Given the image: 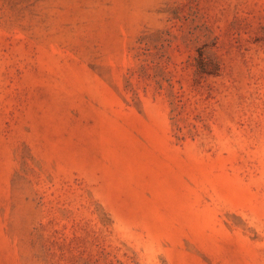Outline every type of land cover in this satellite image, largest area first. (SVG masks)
Listing matches in <instances>:
<instances>
[{
	"label": "rangeland",
	"instance_id": "obj_1",
	"mask_svg": "<svg viewBox=\"0 0 264 264\" xmlns=\"http://www.w3.org/2000/svg\"><path fill=\"white\" fill-rule=\"evenodd\" d=\"M0 264H264V0H0Z\"/></svg>",
	"mask_w": 264,
	"mask_h": 264
}]
</instances>
